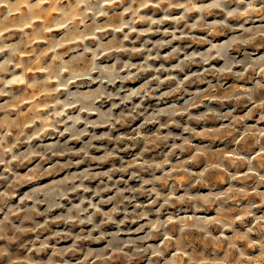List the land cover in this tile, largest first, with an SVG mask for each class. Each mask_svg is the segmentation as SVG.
<instances>
[{
    "label": "clouds",
    "instance_id": "9594fccd",
    "mask_svg": "<svg viewBox=\"0 0 264 264\" xmlns=\"http://www.w3.org/2000/svg\"><path fill=\"white\" fill-rule=\"evenodd\" d=\"M26 2L28 11L18 21L21 31L18 41L5 42L8 28L0 22V56L4 57L0 59V99L7 97L0 102L3 113L0 116V242H3L0 264H112L118 258L131 264L138 257H146V264H255L256 260L264 259V238L259 241L251 238L264 236V216L255 213L258 207L255 202L244 203L253 194L264 198V191H260L264 187L261 163L264 161V54H257L258 50L251 47L264 43V3L259 0L206 3L201 0H49L47 5L45 0ZM55 5L59 7L50 25L63 26L60 36L49 35V44L37 47L31 58L18 61L23 55L21 49L43 38L45 26H32L33 18L44 16ZM16 7L13 0H0V8L7 10L4 20L13 15ZM148 9L156 11L149 14ZM173 11L179 14L172 15ZM157 12L162 15L157 16ZM232 20L237 23H229ZM166 22H171L173 27L165 28ZM139 24L147 26L137 27ZM29 27L31 31H25ZM197 31L207 36H197L194 34ZM218 31L224 32L226 38L216 42L208 39ZM153 34L170 39H145L141 47L135 46L141 36ZM189 37L207 40V48L187 51L177 46L161 56L164 47ZM65 45H68L66 53L61 51ZM140 52L145 54L142 63L119 58L121 53L130 56ZM44 55L49 58L40 63L39 74L27 80L17 92L16 86L27 75L24 70L16 71L18 63H23L26 69ZM113 56L116 58L111 62L104 60ZM173 57L177 63L170 67L150 63ZM149 71L153 75L143 86L124 87ZM161 72L166 75L162 76ZM176 72L183 74V78ZM229 80L249 83H233L226 88ZM172 82L170 89L160 91L157 99L180 94L182 104L171 103L151 111L144 107L148 97ZM189 84L206 87L190 91L186 87ZM29 86L42 97L29 105L30 116L27 110L20 111ZM102 102L110 106L101 107ZM37 103L43 111L36 107ZM229 104L233 107L227 108ZM240 107L246 111L238 112ZM118 108L121 111L117 113ZM196 108L203 111L194 112ZM178 117H185L186 121L182 124ZM141 118L140 126L133 129L134 135H112L117 125ZM162 118H166V123H161ZM150 121L159 127L146 135L142 130ZM210 122L218 126L209 127ZM193 123L203 127L198 129ZM173 126L182 128V133L161 134ZM101 128L108 131L97 134L95 130ZM212 136L224 139L230 136L234 138V147L213 157L207 145L195 142L210 140ZM103 140L113 147L98 146L96 141ZM73 141L81 146H72ZM141 142L143 147L133 162L120 156L121 151L134 150ZM122 143L124 149L120 147ZM249 143L255 146V151L242 150ZM161 144L168 149L162 161L144 158L145 152ZM94 150L102 154L95 155ZM189 152V156L180 158ZM177 153L174 163L169 157ZM74 156L79 159H73ZM114 159L121 160L122 166L98 170L100 165ZM86 162L89 166L80 169ZM190 164H199V168H191ZM26 165L31 167L20 171ZM115 173L122 175L116 178ZM217 173H223L227 181V187L221 191H216L211 181ZM177 176L185 177L184 182L178 185ZM52 177L56 178L49 179ZM38 180L47 182L37 184ZM133 180L138 182L137 186H131ZM249 180L253 182L252 188L248 187ZM93 182H98L95 187L91 186ZM29 184L36 186L17 200L20 189ZM121 184L125 187H120ZM160 185L166 186L167 191ZM200 187L208 191H193ZM77 193L80 195L73 199ZM106 193L112 194L106 196ZM101 205L111 207L105 210ZM229 205H235L240 214L232 216ZM59 209L64 211L50 215ZM206 209H215V213L206 215ZM40 216L44 217L42 222L37 221ZM248 218L253 221L251 225L246 223ZM238 222L242 230L235 227ZM61 223L70 227L51 228ZM129 224L137 227L125 228ZM109 225L115 229L105 231ZM226 231L233 234L226 235ZM28 235L32 239L23 245L27 249L25 255H16L12 245ZM65 239L71 244L61 246ZM89 242L101 247L81 248V244L90 245ZM196 242H224L227 254L214 256L213 261L201 260L190 251ZM249 247L256 251L249 252ZM70 255L81 258L74 261Z\"/></svg>",
    "mask_w": 264,
    "mask_h": 264
},
{
    "label": "rangeland",
    "instance_id": "374dc122",
    "mask_svg": "<svg viewBox=\"0 0 264 264\" xmlns=\"http://www.w3.org/2000/svg\"><path fill=\"white\" fill-rule=\"evenodd\" d=\"M13 2H14V4L17 5V7H16V10L14 11L13 15L8 17L7 20H4V14L6 13L7 10L0 8V22H3V24L6 25L8 28V31L4 33L6 43H13V42L19 40L20 35H21V31H20L19 26H18V21L28 11L26 0H13ZM201 2L206 3V2H208V0H201ZM259 2L264 3V0H259ZM48 3H49V0H45V5H47ZM58 7H59V5H55V6L51 7L44 16H36L33 18L32 26H39L41 24H43L45 26L43 38H38L35 41V43L31 44L29 47L21 49V51L23 52V55H21L17 58L18 61H24V60L31 58L32 56L35 55V49L37 47L44 48L47 44H49L50 43V41L48 40L49 35H51L52 37L60 36L61 31L63 29V26L60 24H51L50 25V21H51L52 17L57 15ZM117 11H118V9H117ZM147 11L149 14H151L152 12H154L156 10L155 9H148ZM156 14H157V16L162 15V13H159V12H157ZM171 14L172 15H178L179 13L177 11H173ZM193 15H195V14H193ZM220 18H223L222 14H221ZM190 19H191V17H190ZM240 22L242 23V21H240ZM229 23L236 24L237 21L232 20V21H229ZM146 26L147 25H143V24L137 25V27H141V28L146 27ZM164 27L165 28H172L173 24L171 22H166ZM181 27H183V24H181ZM25 31H31V27L26 28ZM194 34L197 36H201V37L207 36V33L202 32V31H197ZM228 34L230 35L231 33H228ZM109 36H111V33H109ZM225 38L226 37L224 36V32H222V31H218L216 33V35L208 37V39H210L214 42L222 41ZM133 39H135V36H133ZM145 39H151L153 41H156V40H160V39H170V37H163V36L155 35V34L149 35L148 37L141 36L140 41L135 46L141 47V44L143 43V41ZM89 43H91V42H89ZM177 46H179L182 49H186L187 51H192V50L200 51V50L207 48L208 43H207V40H205V39L194 40L191 37H189L188 39H185L183 41H176L171 46L164 47L161 51V56H164L167 53L171 52L172 49L177 47ZM189 46H191V48H189ZM67 47H68V45H65V47L63 49H61V51H64L66 53ZM149 47H151V45H149ZM251 47H255L258 51L255 49H248V51H250V52L251 51H257V54H264V43L258 42L256 45L251 46ZM7 55H8V53H4V56H7ZM237 55H242V53L237 54ZM244 55L246 56V55H248V53H245ZM144 57H145V54L142 52L131 54L130 56L123 54V53L119 54L120 59H122V60L123 59H131L132 62H134V63H142ZM3 58H4L3 56H0V59H3ZM48 58H49L48 55H44L42 58L37 57L35 65H29L26 69L24 68L23 63H18L16 71L18 73H20L22 70H24V71H26L27 75L24 79L21 80L20 84L16 86L17 92H19L20 89L24 87L27 80H31L34 76H37L39 74L37 72V69L39 68L40 63L42 62V60H48ZM115 58H116L115 56L105 57L104 60L107 62H111V60L115 59ZM150 63L153 65H156V66L165 65V66L170 67L171 65H174L175 63H177V60L173 57L171 59L152 60V61H150ZM213 63L218 64L219 61H213ZM192 70H198V69L193 68ZM186 71H187V69H186ZM175 74L180 75L181 78H183V74H180L178 72H176ZM151 75H153V73L151 71H149L146 75H144L142 73L141 77L139 79L134 80V81H128L127 83H125L124 87L125 88H132V89L137 88V87H141V86H143V83L148 78H150ZM161 75L162 76L166 75V73L161 72ZM233 83H240V84L247 85L249 83V81L248 80H242V81L229 80L228 84H226L225 87L226 88L230 87L231 84H233ZM152 84L154 86L155 81H153ZM173 84H174V82H172L171 84L165 83L159 91L155 92L153 96H150L145 100L144 107L148 108L149 111H151L155 107H158V106L162 107V106H166L167 104H171V103H181L182 104L183 101L180 99V94H172L170 97L165 98L164 100H158L157 99V97H159V95H160V91L170 89V87ZM74 87H78V85H76ZM93 87H95V86H93ZM116 87L119 88L120 85H117ZM186 87H188L189 90L192 91V90H196L199 88L206 87V85L196 84L193 86V85L189 84V85H186ZM111 90L115 91L116 89H111ZM26 94H27L26 102L21 105L20 111L23 112V111L27 110L29 113V116H30L32 109L29 107V105L31 103H33V101H39L42 97H41V93L38 90H36L30 86L26 89ZM61 95H63V94H61ZM185 98H187V97H185ZM2 99H7V97L2 98ZM2 99H0V102H3ZM117 102L118 101H113L112 103H117ZM106 104H108V102H102V105H100V106L103 107L105 105V108L110 106V105H106ZM213 106L218 107V108L220 107V105H213ZM36 107L39 108L41 111L44 110L43 107L41 105H39L38 103L36 104ZM232 107H233V105H231V104L227 105V108H232ZM115 111L118 113L121 111V109L118 108ZM193 111L199 112V111H203V109L196 108V109H193ZM237 111L243 113L246 111V109L243 107H240L237 109ZM2 115H3V113H0V116H2ZM13 115H15V113H13ZM94 118L95 117H93V119ZM177 119L180 120L182 124L186 121L185 117H178ZM141 123H142V118L138 119L134 122L131 120H128L126 124L117 125V130L113 131L112 135L113 136L121 135V134H123V135H134L135 133H134L133 129L136 127H139ZM161 123H166V118H162ZM193 126L198 128V129L200 127H203V125L195 124V123H193ZM208 126L209 127L218 126V124H216L215 122H210ZM81 127H83V125H81ZM158 127H159V125H156L154 122L150 121L144 127V129L142 131L146 135H151L152 133L156 132ZM28 131L29 132L32 131L31 127L28 128ZM95 131L97 132V134H100L102 132L108 131V129L107 128H101V129H96ZM182 131H183L182 128H176L173 126L171 128L162 130L161 134H164L166 132H172L174 134L179 135L182 133ZM185 135H187V134H185ZM227 135L228 134L225 133V136H227ZM64 139H67V137H65ZM85 139L87 140L88 138L85 137ZM233 139L234 138H231L230 136L228 139H224L223 136H221L219 138L216 136H212L210 138V140L209 139H200V140H197L195 142L198 144H201V145H207L208 148L211 150L210 155L215 157V156L222 154L224 151H231L232 148L234 147ZM176 142L178 143L179 141H176ZM35 143H38V141H34V144ZM96 143L98 146H105L106 145L109 148L113 147V145H110L109 141H107V140L96 141ZM124 143H130V141H125ZM169 143H171V141H169ZM72 146L78 148L81 145L76 143L75 141H73ZM120 147H121V149H124L125 145L122 143L120 145ZM142 147H143V143L141 142V144L134 150L121 151L120 156L123 157V159L125 161H128L131 163V162H133L136 154L141 151ZM242 150L248 151V152H253V151H255V146L252 145L251 143H249L248 145L243 146ZM167 151H168L167 145L161 144L158 148H152V149H150V151L145 152L144 158L149 159V160H154V161H162L165 158ZM93 154L101 155L102 153L94 150ZM190 154H191L190 152L184 153L183 156H181L180 158L181 159L186 158ZM178 155H179V153L173 154L171 157H169V159H171L175 163V162H177V159H178L177 156ZM56 159L66 160L67 157H57ZM73 159H79V157L74 156ZM87 163L88 162H86L85 165H81L80 169H83L84 167H88L89 165ZM261 163L264 164V161H261ZM112 165H116L117 167L122 166V161L119 159L110 160L107 162V164L100 165L98 170H107ZM92 166L95 167V165H92ZM28 167H31V165H26L25 168L21 169L20 171H22V172L26 171ZM189 167L199 168V164H190ZM80 169H73L72 171L80 170ZM133 170H136V169H133ZM241 171H243V169H241ZM157 174H159V173H157ZM114 175L116 176V178H119V176L122 174L121 173H115ZM142 175H144L145 177L149 176L148 173H142ZM55 178L56 177H52L49 179H55ZM124 179H128V177L125 176ZM184 180H185V177H182V176L176 177V182L178 185L183 183ZM211 181L214 184L216 191H221L225 187H227V185H226L227 181H226V178H225L223 173H217V174L213 175L211 177ZM46 182H47V180H38L36 183L39 184V183H46ZM96 183H98V182H93L91 184V186L95 187ZM247 183H248L249 188L253 187V182L251 180H249ZM137 185H138L137 181H135V180L131 181V186H137ZM35 186H36V184H29V185L25 186L24 188L20 189L19 194L17 196V200L19 199V195H23L25 191H27L29 188H34ZM120 187H125V185L121 184ZM160 187L162 188L163 191H167L166 186L160 185ZM193 191L207 192L208 189L200 187V188L193 189ZM260 191H264V187H262L260 189ZM111 194L112 193H106L105 195L107 196V195H111ZM79 195L80 194L77 193L76 197H73V199H76ZM89 195H91V194L89 193ZM144 199L145 198H141V200H144ZM249 201L255 202L258 205V207L255 208V213L257 215L264 216V198H261L260 196L253 194V195L249 196L244 201V203L246 204ZM15 202L16 201L14 200L12 203H15ZM65 203H67V201H65ZM85 206H87V205H85ZM101 207H103L105 210H107L108 208L111 207V205H101ZM129 207H131V206H129ZM229 207L232 208V211H231L232 216H238L240 214L239 209L235 205H229ZM41 210L43 211V209H41ZM63 211H64V209H59L57 212H53L50 215L55 216L59 213H62ZM168 211L169 210L166 209L165 213L167 214ZM206 211L207 212L205 214L209 215V216H211L215 213V209H206ZM120 218L121 217H117V219H120ZM43 219H44L43 216L37 217L38 222H42ZM99 219H100V217H97V222H99ZM246 223L251 225L253 223V221L251 218H248L246 220ZM57 227H59L60 229H63L65 227H70V226H65L62 223L59 226H57L55 224L51 225V228L53 230H56ZM87 227H89V226H85V228H87ZM136 227H137V225H135V224L125 225V228H129V229H135ZM235 227L237 229L242 230V225L239 222L235 225ZM114 229H115L114 225H109L105 228V231L114 230ZM74 231H78V229H74ZM49 234L50 233H44L43 235H49ZM217 234L219 235L220 233L217 232ZM225 234L226 235H232L233 233L231 231H226ZM37 235H41V234L37 233ZM141 235H142V233H141ZM41 238H43V236ZM251 238L253 240L259 241L262 238H264V236L253 235ZM30 239H32V236L28 235V236L24 237L22 240H20L19 243L13 244L12 245V251L18 256H24L27 249L25 247H23V245L25 244V241L30 240ZM156 242L157 241H152V243H156ZM0 243H3V242H0ZM53 243H55V241H53ZM69 244H71V241L68 239H65L62 242L61 246H65V245H69ZM89 244L90 245L81 244V248H85V247H89V246L93 247V248L101 247V245H99V244H95V243L91 244V242H89ZM214 249H215V253L213 251ZM190 251H192L195 256H198L201 260H205V261H213L214 256L215 257H222V256L227 254L224 242H221L220 244H211V243L201 244L200 242H196L194 244V248L190 249ZM254 251H256L254 248L249 247V252H254ZM172 254L175 255V253H172ZM69 258L73 259L74 261H78L81 257L79 255H76V256L70 255ZM42 259H46V256L42 257ZM112 264H126V262L124 259L118 258V259L114 260L112 262ZM131 264H146V257H138L137 259L133 260L131 262ZM255 264H264V259L256 260Z\"/></svg>",
    "mask_w": 264,
    "mask_h": 264
}]
</instances>
